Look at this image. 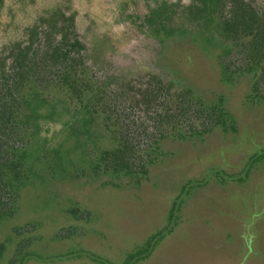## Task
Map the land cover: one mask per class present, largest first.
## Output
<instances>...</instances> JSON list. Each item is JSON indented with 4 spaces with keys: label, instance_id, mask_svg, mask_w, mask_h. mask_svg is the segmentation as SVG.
I'll return each instance as SVG.
<instances>
[{
    "label": "rangeland",
    "instance_id": "374dc122",
    "mask_svg": "<svg viewBox=\"0 0 264 264\" xmlns=\"http://www.w3.org/2000/svg\"><path fill=\"white\" fill-rule=\"evenodd\" d=\"M196 1L0 0V264H264V53Z\"/></svg>",
    "mask_w": 264,
    "mask_h": 264
},
{
    "label": "trees",
    "instance_id": "16d2710c",
    "mask_svg": "<svg viewBox=\"0 0 264 264\" xmlns=\"http://www.w3.org/2000/svg\"><path fill=\"white\" fill-rule=\"evenodd\" d=\"M224 1L226 0H198L195 3L197 4H193L190 8H189V15L192 16V19H203L204 23H208V24H213L214 23V18H218L216 20V23L214 25L215 31L220 33V36L223 39L229 40V39H233V40H237L238 36L240 38H251L252 40V44L249 48V58H247V62L251 64H253V61L255 60V64L259 63V61L262 59L261 58V53H264V22L262 19H260L258 13H256L255 10H252V8L250 7L251 5L249 3H245L243 0H230V18L226 17L223 18L221 11H222V4L224 3ZM170 11L171 9H169L168 7H166L165 5L159 7L157 10L151 12V14L147 17L144 18L145 22H148L149 24L155 25L161 22H164L166 19L170 18ZM169 34V33H167ZM165 36H168V35ZM169 38H167L166 40H169ZM261 52V53H260ZM251 57V58H250ZM254 57V58H253ZM253 66V65H251ZM251 69V68H250ZM177 73V72H176ZM233 73V72H232ZM230 73L228 76H224V79L222 80L225 84L230 83L231 81H227V80H232L233 78L236 77L234 73L232 74ZM247 72H245L244 74H246ZM178 74V73H177ZM233 76V77H232ZM240 75L237 74V77H239ZM183 80L185 81V79L183 78ZM259 98L262 99V97L258 96ZM184 99L186 100V97H184ZM215 101V103H214ZM213 102L207 103L206 101H202V100H198V102L196 103V105L202 109L203 111H200L197 109V112L195 114V119L199 120V113H204L208 111L211 112L212 114L215 116V123L214 125H219L220 127H223L224 130L226 132H236L235 130L236 127H234V124H232V126H227L226 122H223V117L225 113V99L224 97H218L214 100ZM188 104L187 110H189L190 108H192L193 110V104L189 101H186ZM214 110V111H213ZM184 113L181 110V113L179 112L178 115L181 116L182 118L184 117ZM224 123V124H223ZM190 126H188L189 128ZM191 129V128H190ZM192 132V131H191ZM178 134V133H177ZM195 134V136H197V133H191V135ZM202 134V133H201ZM179 139L182 140H186L187 138H192L191 137H187V134L185 135H181L178 134L177 135ZM194 137V136H193ZM158 147V145L156 146V148ZM125 148H127V146H125ZM158 149V148H157ZM163 156V155H162ZM264 157V156H262ZM260 157H258L257 154H255L254 156L250 157L248 159V163H247V167H245V170L243 173H241V175H238V180L239 182H243L244 180H246L247 176L249 175V172L251 171V168L256 164V159H259ZM258 161V160H257ZM143 172H146V167L145 165H143ZM236 176V175H235ZM234 178V177H233ZM237 178V177H236ZM232 179V178H229ZM192 184V183H190ZM195 186H205L206 182L205 181H197L194 183ZM193 188V186L191 187ZM174 212V211H173ZM75 227V226H73ZM151 252L150 249H146V248H142L140 250H136L133 252H130V254L124 259L125 263L124 264H134V263H138V260L140 258L142 259H146L149 256V253ZM133 256H138V259L134 260ZM64 259L66 260H81V256L80 257H76L74 255L72 256H66L64 257ZM86 259H92V261L96 264H105L104 262L101 261L100 258H94L93 256L88 255L86 257ZM109 264V263H107ZM244 264H247L244 262Z\"/></svg>",
    "mask_w": 264,
    "mask_h": 264
},
{
    "label": "crops",
    "instance_id": "0c3cea01",
    "mask_svg": "<svg viewBox=\"0 0 264 264\" xmlns=\"http://www.w3.org/2000/svg\"><path fill=\"white\" fill-rule=\"evenodd\" d=\"M142 249V248H141Z\"/></svg>",
    "mask_w": 264,
    "mask_h": 264
}]
</instances>
